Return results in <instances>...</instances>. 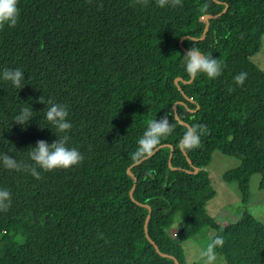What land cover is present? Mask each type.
Masks as SVG:
<instances>
[{"label":"trees","instance_id":"16d2710c","mask_svg":"<svg viewBox=\"0 0 264 264\" xmlns=\"http://www.w3.org/2000/svg\"><path fill=\"white\" fill-rule=\"evenodd\" d=\"M17 7V25L0 28V70L21 69L25 85L0 80V153L31 164L27 150L55 140L44 120L51 99L67 106L68 146L83 160L39 179L0 164V188L11 195L0 242L17 243L0 251V264H174L147 241L145 206L149 238L187 264L181 244L207 228L213 152L239 161L223 180L237 184L244 207L253 175L264 190V72L250 61L264 35V0H168L163 8L157 0H18ZM217 15L201 39L203 18ZM190 47L216 58L221 75L186 84L182 56ZM240 72L247 78L236 86ZM24 105L34 118L22 128L13 119ZM163 115L173 132L129 176L136 141ZM201 124L200 145L185 156L180 139ZM216 236L226 264H264V225L247 212Z\"/></svg>","mask_w":264,"mask_h":264},{"label":"clouds","instance_id":"9594fccd","mask_svg":"<svg viewBox=\"0 0 264 264\" xmlns=\"http://www.w3.org/2000/svg\"><path fill=\"white\" fill-rule=\"evenodd\" d=\"M177 4L180 0H175ZM168 0H157L158 7H165ZM18 0H0V28H14L18 23L19 8ZM182 68L187 78L196 79L198 75H203L209 80H214L221 75L222 65L210 54H203L199 49L190 47L182 56ZM247 78L246 72H240L234 76L236 86L243 85ZM0 80L8 82L12 88L21 89L24 87L25 76L21 69L0 70ZM231 90V89H230ZM41 102V97L38 101ZM48 107L44 112V120L57 135L53 142L44 140L36 142L34 147L28 151V159L31 164L18 162L7 153H0V164L4 168L13 171H27L33 178L39 179L41 172H51L54 170H67L80 164L83 156L76 147H69L68 131L72 124L68 120V109L66 105L54 103L51 99L47 101ZM34 118L31 107L24 105L13 122L22 128ZM48 128V127H47ZM173 132L169 117L163 115L160 119H152L147 122V126L142 135L136 141V148L131 159L140 163L150 158L161 141ZM206 132L204 125L188 127L180 139L179 147L182 150L191 151L199 147L200 138ZM11 205V195L7 189L0 188V212L7 211ZM224 240L216 236L206 248L200 251V258L203 264H217L216 249L222 247Z\"/></svg>","mask_w":264,"mask_h":264},{"label":"rangeland","instance_id":"374dc122","mask_svg":"<svg viewBox=\"0 0 264 264\" xmlns=\"http://www.w3.org/2000/svg\"><path fill=\"white\" fill-rule=\"evenodd\" d=\"M250 61L264 72V35L261 37V45L258 53L250 58ZM239 166V161L215 151L211 156V162L206 171L209 174L214 197L205 204V213L208 217L207 228L195 239L181 244L187 264H203L200 251L210 243L216 230L231 224H236L244 212L251 215L257 222L264 225V190L260 189V175H253L249 181L250 202L244 207L236 183H226L223 175ZM174 226L170 232L174 234L180 229L178 215L173 216ZM175 238V237H174ZM16 242L2 240L0 251L14 248ZM217 264H226L223 257L217 254Z\"/></svg>","mask_w":264,"mask_h":264},{"label":"water","instance_id":"95a60500","mask_svg":"<svg viewBox=\"0 0 264 264\" xmlns=\"http://www.w3.org/2000/svg\"><path fill=\"white\" fill-rule=\"evenodd\" d=\"M225 11H226V9H225L222 13H224ZM220 15H221V14H220ZM220 15H217V16H205V17L203 18V20H204V22L206 23V25H205V28H204V31H203V36H202L201 39H204V37H205V34H206L207 29H208V26H209V20H210V19H215V18L219 17ZM185 52H186V51H185ZM193 80H194V79H190L189 82H185V83H186V84H190ZM179 81H180L179 78L175 79V80H174L175 85L178 86V82H179ZM175 109H176V108H175V106H174V107H173V110H174V117H175V119H176L177 121H179V120H178V117H177V115H176V110H175ZM179 122H180V121H179ZM180 123L182 124V122H180ZM161 148H163V146H159V147H157L156 150L154 151V153H153L152 156H154V155H155V154H156ZM169 148H170V154H169L168 165H169L170 169L175 170V169L171 168V164H170V162H171V158H172V154H173V148H172L171 146H169ZM180 149H181V148H180ZM181 151H182L183 154L186 156V154L184 153V151H183L182 149H181ZM152 156H151V157H152ZM151 157H150V158H151ZM148 159H149V158H148ZM144 161H146V160H144ZM144 161H142V162H144ZM187 161H188L189 165L191 166L192 164H191L190 160L187 159ZM142 162H140V163H135V164H133L131 167H129V168L127 169V173H128V175L131 176V177H134L133 174L131 173L130 169H131L132 167H135V166L141 164ZM197 172H198V168L194 167V172H193V173L195 174V173H197ZM188 173H189V172H188ZM134 183H136V179H135V178H134ZM133 188H134V186H133ZM133 188H132V189H133ZM130 198H131V200H132L133 202H135L134 199L132 198V191H130ZM135 203H136V202H135ZM136 204L140 206V204H138V203H136ZM145 207L148 209V215H147V217H146V219H145V223H144V234H145V237H146L147 241H148L149 243H151V245H153L154 250H155L156 253L159 254L161 257H167V258H170V259L173 260L174 264H179V263L177 262V260L174 259L173 257L161 253V252L159 251L158 247H157V246L154 244V242L149 238L148 233H147V230H148L147 228H148V223H149V219H150V215H151V210H150V208H149L148 206H145Z\"/></svg>","mask_w":264,"mask_h":264},{"label":"built area","instance_id":"2783aa9c","mask_svg":"<svg viewBox=\"0 0 264 264\" xmlns=\"http://www.w3.org/2000/svg\"><path fill=\"white\" fill-rule=\"evenodd\" d=\"M174 237H176V234H174Z\"/></svg>","mask_w":264,"mask_h":264}]
</instances>
